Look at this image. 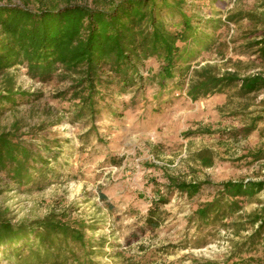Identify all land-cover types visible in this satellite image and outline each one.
<instances>
[{"label": "rangeland", "instance_id": "obj_1", "mask_svg": "<svg viewBox=\"0 0 264 264\" xmlns=\"http://www.w3.org/2000/svg\"><path fill=\"white\" fill-rule=\"evenodd\" d=\"M76 1L100 8L107 2ZM169 2L178 7V15L165 17L169 27L182 29L188 19L197 28L190 52L196 53L194 42L204 47L187 74L164 88L153 78L163 64L156 56L139 66L143 78L100 88L97 112L73 98L70 78L44 81L26 64L0 72V91L13 84L31 97L7 106L0 132L13 129L42 148L49 161L44 176L34 173L29 183H16L0 171V214L13 223L50 213L69 223L85 222L95 264H124V258L149 264H264V240L253 248L242 244L257 227L246 215L264 207V191L241 198L242 210L223 220L205 223L196 216L218 196L222 182L264 179V157H255L264 150V48L253 46L264 37V0ZM217 21L222 26L215 30ZM200 153L210 154L213 165L204 166ZM168 175L202 182L201 190L194 196L180 192ZM159 196L168 199L167 214L152 230L145 217Z\"/></svg>", "mask_w": 264, "mask_h": 264}, {"label": "trees", "instance_id": "obj_2", "mask_svg": "<svg viewBox=\"0 0 264 264\" xmlns=\"http://www.w3.org/2000/svg\"><path fill=\"white\" fill-rule=\"evenodd\" d=\"M2 1L0 72L26 64L33 77L44 81L54 76L70 78L73 98L92 112H97L100 88L115 82L127 86L143 78L139 66L145 60L162 58L160 71L153 78L164 88L168 82L187 74L192 57L204 47L194 42L196 53L190 52L197 28L188 19L180 23L182 29L170 28L166 23L165 17L178 15V7L169 0H106L103 8L76 0H63L64 4H47L42 0ZM33 1L40 3L37 9L29 6ZM233 20L237 22L239 18ZM220 24L217 21L212 26L217 30ZM253 46L264 48V37L253 41ZM60 69L62 73H58ZM28 98L30 95L15 91L13 84H9L5 91H0V114L8 110V105L15 106ZM48 144L43 146L50 151ZM199 156L204 166L213 165L210 154ZM255 157L263 158L264 150ZM48 164L42 148L18 138L13 129L0 132V171H6L14 182H33L34 173L44 176ZM168 178L176 189L189 196L199 193L203 184L180 181L170 175ZM220 186L218 196L197 209L196 216L202 222L223 220L240 212L241 198H252L264 191V179L227 180ZM166 203L168 199L163 196L151 201L145 217L150 229L163 224ZM246 218L247 223L257 227L242 244L253 248L264 240V207L248 213ZM86 228L85 222L69 223L56 213L23 223H13L0 214V264H95V245L87 239ZM124 264L149 263L124 258Z\"/></svg>", "mask_w": 264, "mask_h": 264}]
</instances>
